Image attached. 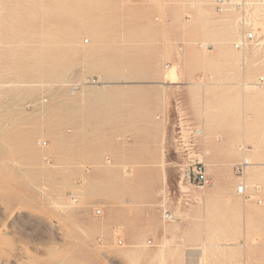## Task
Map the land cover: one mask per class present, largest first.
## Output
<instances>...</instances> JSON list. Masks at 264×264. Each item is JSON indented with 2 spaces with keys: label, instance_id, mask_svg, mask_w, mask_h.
<instances>
[{
  "label": "rangeland",
  "instance_id": "374dc122",
  "mask_svg": "<svg viewBox=\"0 0 264 264\" xmlns=\"http://www.w3.org/2000/svg\"><path fill=\"white\" fill-rule=\"evenodd\" d=\"M216 1L0 0V264H264V86Z\"/></svg>",
  "mask_w": 264,
  "mask_h": 264
},
{
  "label": "built area",
  "instance_id": "2783aa9c",
  "mask_svg": "<svg viewBox=\"0 0 264 264\" xmlns=\"http://www.w3.org/2000/svg\"><path fill=\"white\" fill-rule=\"evenodd\" d=\"M216 3L215 9L217 11L229 14L231 48L245 57L244 60H247V62L243 61L245 67L250 64L256 68L257 75L254 79V84L264 86V0H218ZM168 67V63L164 65L165 69ZM80 86V81L71 85L74 91L78 90ZM41 102H46V98H43ZM195 134H200V130H196ZM40 144L42 146L46 145V141L42 140ZM46 160L49 161L48 158ZM246 161V159H243L235 165V171L239 174V180L235 185L236 192L246 199H252L256 203L261 204L262 201L258 195L259 185L252 186L254 192L248 191L249 187L243 176L248 165ZM184 177L189 182L191 180L196 181L197 187H202L209 183L204 165L199 159L194 160L187 166ZM76 200V197L73 196V201ZM94 214H102L101 205L94 208ZM163 219L169 221L172 219V215L164 211ZM119 243H121L120 240Z\"/></svg>",
  "mask_w": 264,
  "mask_h": 264
},
{
  "label": "bare ground",
  "instance_id": "6f19581e",
  "mask_svg": "<svg viewBox=\"0 0 264 264\" xmlns=\"http://www.w3.org/2000/svg\"><path fill=\"white\" fill-rule=\"evenodd\" d=\"M215 9V8H214ZM221 13V15H223L224 17H226L227 18V20H228V26H229V32H230V36H231V31H230V23H229V20H230V17H229V14L228 13H223V12H220ZM87 41V40H86ZM182 49V47L180 46L179 48H178V50L180 51ZM234 52H235V50L233 49V48H231ZM241 56V64H242V66H244V64H243V61L244 62H247L246 60H244L245 59V57H243L242 55H240ZM101 63V62H100ZM104 65V64H103ZM102 65V66H103ZM107 68V67H106ZM107 71V70H106ZM62 72V71H61ZM86 82V81H85ZM85 82H83V83H85ZM82 83V82H81ZM249 83V82H248ZM64 84V83H63ZM107 84V83H106ZM250 84V83H249ZM83 85V84H82ZM63 86V85H62ZM85 86V85H84ZM103 86V85H102ZM105 88V87H104ZM83 91V90H82ZM87 90H85V91H83V94H87V92H89L90 93V91H87ZM258 111H259V114H258V118H257V127H256V135L258 136V137H261L262 136V133H263V131H264V99H262V98H259L258 99ZM264 134V133H263ZM255 137V136H254ZM258 144L255 146L256 147V151H258L260 154H263L264 153V146L261 144V143H259V142H257ZM189 156V155H188ZM163 158V157H162ZM244 159H246L247 161V163H248V165L250 164H252L251 162H249V159L248 158H244ZM161 160H163V159H161ZM160 163V162H159ZM162 163H164V162H162ZM247 165V166H248ZM163 166V165H162ZM159 167H160V165H159ZM161 169H163V168H161ZM186 170V169H185ZM152 172H153V170H152ZM163 172H165V171H163ZM155 175V174H154ZM160 175H161V173H160ZM164 175V178H165V173L163 174ZM184 176V175H183ZM185 178V177H184ZM182 183H184V182H182ZM182 183H179V186L180 187H182L183 188V185H182ZM260 187V186H259ZM259 192H260V189H259ZM258 192V193H259ZM201 193V192H200ZM237 193V192H236ZM202 194V193H201ZM238 194V193H237ZM205 197H206V195H205ZM112 246V245H111Z\"/></svg>",
  "mask_w": 264,
  "mask_h": 264
}]
</instances>
